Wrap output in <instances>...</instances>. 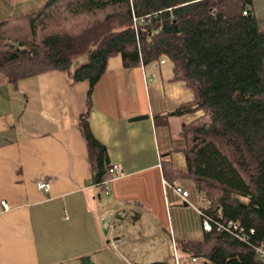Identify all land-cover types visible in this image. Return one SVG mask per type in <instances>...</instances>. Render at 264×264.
Listing matches in <instances>:
<instances>
[{
  "label": "crops",
  "instance_id": "0c3cea01",
  "mask_svg": "<svg viewBox=\"0 0 264 264\" xmlns=\"http://www.w3.org/2000/svg\"><path fill=\"white\" fill-rule=\"evenodd\" d=\"M33 1L0 0V14ZM251 10L264 32V0H252ZM171 70L169 62L158 70L124 68L116 58L96 83L87 122L107 165L124 172L108 194L92 184L80 126L87 83L51 70L14 89L0 75V264H175L171 236L175 244L203 239L199 210L207 200L192 181L163 176L166 160L187 171L182 126L202 115H174L193 93ZM156 115L166 116V126L155 125ZM41 182L50 185L48 194L37 188ZM165 183L186 190L188 204Z\"/></svg>",
  "mask_w": 264,
  "mask_h": 264
},
{
  "label": "trees",
  "instance_id": "16d2710c",
  "mask_svg": "<svg viewBox=\"0 0 264 264\" xmlns=\"http://www.w3.org/2000/svg\"><path fill=\"white\" fill-rule=\"evenodd\" d=\"M251 8L252 0H45L0 18V75L14 89L51 70L87 83L80 126L93 185L101 184L107 156L87 118L109 60L146 69L165 58L172 80L192 91L193 101L174 111L202 112L182 126L187 171L166 160L163 176L192 181L208 202L200 211L241 232L177 241L183 264H260L252 247L264 244V32ZM78 54L86 60L72 68ZM166 119L156 115L154 123Z\"/></svg>",
  "mask_w": 264,
  "mask_h": 264
},
{
  "label": "built area",
  "instance_id": "2783aa9c",
  "mask_svg": "<svg viewBox=\"0 0 264 264\" xmlns=\"http://www.w3.org/2000/svg\"><path fill=\"white\" fill-rule=\"evenodd\" d=\"M244 15H246V12H244ZM134 22V28L136 29V27L138 26L137 24V19L133 20ZM143 20H140L139 23H142ZM164 64H166V60L165 59H161L159 62H155L153 64L150 65V67H152L155 70H158V68L160 66H163ZM143 68V67H142ZM144 69V68H143ZM146 79L147 81H151L153 79L152 76H148L146 75ZM124 177V172L123 169L120 165L118 164H109L106 166L105 168V172L104 175L102 177V181H101V186L104 189V193L108 194L109 192V184L116 178H122ZM165 186H167L169 189H171L184 203L188 204V197H189V193L184 190L182 187L175 185V184H168L165 183ZM37 188L44 192L45 194H48L50 191V185L46 182H41L37 185ZM2 206H4L5 209H7L6 205L4 202L1 203ZM199 216L201 219V228L203 230L204 233L206 232H211L212 230H215L218 233L221 232H237L240 231L239 227L237 224L233 223V222H215L213 224V222L211 221V218L207 215L204 214L203 211L199 210ZM111 219H112V214H109L103 221V224L106 226V229H109L112 227L111 224ZM251 233L252 230H251ZM237 238L243 242H247V238L246 235L242 234H236ZM171 244H172V248H173V254H174V259H175V264H180L181 260L177 254V248H176V244H175V240L174 238L171 236L170 238ZM253 251L255 253V256L257 258V260L259 261L260 264H264V244L262 243H258L255 244L253 247ZM192 262H195V259L192 260Z\"/></svg>",
  "mask_w": 264,
  "mask_h": 264
},
{
  "label": "rangeland",
  "instance_id": "374dc122",
  "mask_svg": "<svg viewBox=\"0 0 264 264\" xmlns=\"http://www.w3.org/2000/svg\"><path fill=\"white\" fill-rule=\"evenodd\" d=\"M8 4H10L13 0H5ZM45 0H34L32 4H30V6H27V8L25 10H29V9H33L36 8L38 6H40ZM19 11L23 10V9H18ZM23 10V11H25ZM0 17H4L3 15L0 14ZM165 59V58H162ZM86 60V54H78L75 55L72 59V68L76 67L78 64L83 63ZM166 60V59H165ZM159 62V61H157ZM155 63V62H154ZM166 63L167 60H166ZM153 64V63H152ZM121 251H123L122 249H120ZM170 254H173V250L169 249L168 252V257L170 256Z\"/></svg>",
  "mask_w": 264,
  "mask_h": 264
},
{
  "label": "water",
  "instance_id": "95a60500",
  "mask_svg": "<svg viewBox=\"0 0 264 264\" xmlns=\"http://www.w3.org/2000/svg\"><path fill=\"white\" fill-rule=\"evenodd\" d=\"M143 119H145V117L144 118H134V119H132L131 121H140V120H143Z\"/></svg>",
  "mask_w": 264,
  "mask_h": 264
}]
</instances>
